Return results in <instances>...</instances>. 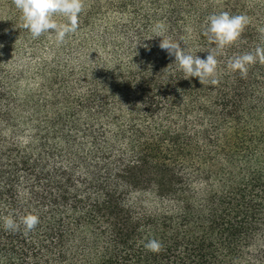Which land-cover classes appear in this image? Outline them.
<instances>
[{"label":"trees","instance_id":"16d2710c","mask_svg":"<svg viewBox=\"0 0 264 264\" xmlns=\"http://www.w3.org/2000/svg\"><path fill=\"white\" fill-rule=\"evenodd\" d=\"M168 1L155 20L201 58L214 48L206 16L249 17L217 55L215 85L165 71L174 58L139 27L138 48L61 111L0 92V218L39 217L27 233L0 219V264H264V63L244 77L227 67L264 48V0ZM30 108L23 141L16 112Z\"/></svg>","mask_w":264,"mask_h":264},{"label":"rangeland","instance_id":"374dc122","mask_svg":"<svg viewBox=\"0 0 264 264\" xmlns=\"http://www.w3.org/2000/svg\"><path fill=\"white\" fill-rule=\"evenodd\" d=\"M211 1L218 4L224 0ZM254 1L259 0H245L248 4ZM168 2L83 0L77 32L57 45L53 34L32 39L21 27L13 0H0V92L12 105L41 104L42 114L52 109L49 105L61 111L89 88L96 72L102 73L138 48L137 28H152ZM16 117L17 135L29 140L33 133L30 125L39 116L30 108L18 109ZM2 129L7 136L12 134V126Z\"/></svg>","mask_w":264,"mask_h":264},{"label":"clouds","instance_id":"9594fccd","mask_svg":"<svg viewBox=\"0 0 264 264\" xmlns=\"http://www.w3.org/2000/svg\"><path fill=\"white\" fill-rule=\"evenodd\" d=\"M14 7L20 12L21 27L26 29L32 39L42 34H53L57 45L65 42L66 37L77 32L79 16L84 8L83 0H13ZM250 23L249 17L244 14H230L227 11L214 12L205 17L202 23L201 35L214 45L207 50L204 58L197 55L205 50H192L188 47L189 36L173 38L166 35V27L162 22L152 26V37H160L158 47L173 57L172 65L175 70L183 73V78L195 77L203 84L205 81L215 85L217 71V55L232 45L241 35L244 28ZM188 31V30H186ZM261 39H264V27L258 28ZM181 45H184L181 48ZM259 61L264 63V48L257 46L253 51L244 52L229 58L227 67L233 72L239 71L241 77L247 73V66ZM2 227L13 232L20 229L25 233L33 230L39 223L38 215L26 212L14 217L12 214L2 218ZM144 249L158 252L161 243L155 238H147L143 242Z\"/></svg>","mask_w":264,"mask_h":264}]
</instances>
